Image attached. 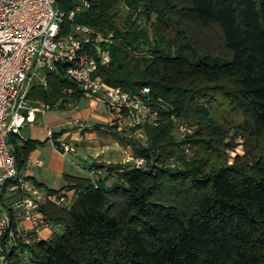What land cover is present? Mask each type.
I'll list each match as a JSON object with an SVG mask.
<instances>
[{
    "label": "trees",
    "instance_id": "1",
    "mask_svg": "<svg viewBox=\"0 0 264 264\" xmlns=\"http://www.w3.org/2000/svg\"><path fill=\"white\" fill-rule=\"evenodd\" d=\"M120 1L128 11L121 20L115 19L117 0H91L88 10L75 13L71 22L64 18L61 24L62 33L70 30L72 22L111 32L109 63H98L93 75L128 93L149 89L159 119L129 129L141 128L146 145L113 130L116 139L136 146L135 156L152 154L154 162H162L175 154L174 117L196 119L199 129L188 141L215 148L211 142L218 138H206L202 130L209 121L198 99L221 92L250 110L251 131L261 136V143L245 161L237 156L232 163L206 168V157H193L183 160L176 171L161 167L155 175L133 167L117 172L109 186L102 178L92 183L87 177L64 175L66 185L47 191L62 192L68 206L44 203L39 209L60 226V232L24 245L31 260L39 264H264V0ZM74 4V0L56 1L66 14ZM187 20L215 27L222 47L211 46L191 32ZM132 52L146 56L135 58ZM80 54L92 56L94 51L90 45ZM46 83L45 88L32 86L31 99L53 107L78 103L82 97L77 84L60 70L47 71ZM8 141L19 172L29 153L43 143L22 140L16 133H10ZM96 167L91 164L88 172ZM18 262L22 264L19 258L11 264Z\"/></svg>",
    "mask_w": 264,
    "mask_h": 264
},
{
    "label": "built area",
    "instance_id": "2",
    "mask_svg": "<svg viewBox=\"0 0 264 264\" xmlns=\"http://www.w3.org/2000/svg\"><path fill=\"white\" fill-rule=\"evenodd\" d=\"M56 1L0 0V264H11L18 258L25 260L24 264H39L31 260L24 245L60 232V226L39 209L44 203L68 206L62 192L49 193L17 170L8 141L10 133L17 134L25 124H32L37 112L52 108L42 101L28 105L26 99L33 85L46 87L47 71L60 70L77 84L83 97L119 113L125 111L133 123L158 119L147 87L132 94L109 87L100 76L93 75L98 63H109L111 32L104 34L74 22L68 32H61L64 18L71 22L75 13L90 8L91 0H74L67 14ZM90 45L94 55L80 54ZM69 105L76 107L73 102ZM73 124L80 126L77 120ZM47 134L51 136V130ZM54 147L60 154L74 152V146L63 140ZM35 164L41 161L37 159ZM134 167L147 171L143 157L135 158ZM98 174L92 168L89 179L95 183Z\"/></svg>",
    "mask_w": 264,
    "mask_h": 264
},
{
    "label": "rangeland",
    "instance_id": "3",
    "mask_svg": "<svg viewBox=\"0 0 264 264\" xmlns=\"http://www.w3.org/2000/svg\"><path fill=\"white\" fill-rule=\"evenodd\" d=\"M114 11L117 12L115 14L116 20L125 18L126 14L128 13L126 6H124V4H122L120 0H117V5ZM186 23L191 32L193 31L201 38L209 41L207 42L208 44L215 47H217L215 45L217 44L218 48L222 47L221 36L215 27L199 26L197 23L191 20H187ZM146 25L147 29L150 31L151 26L148 24ZM145 54V52L144 54L132 52L131 55L135 58H139L140 56H146ZM30 93L31 91L28 93L26 99L27 102L33 104L34 99H31ZM208 95L209 96H205L204 98L200 97L198 101L199 103H201L200 106L202 107V109L207 113L209 121L204 124V128L202 129L205 137L218 138V140H215V142L217 143L211 142L215 148H207V146H205L201 142L188 141L190 137L194 136L195 131L199 129L198 121L196 119H188L183 121L173 117L171 134L173 136L174 142H176L177 144L175 154L166 157L162 162H154L152 154H150L149 158L143 157L146 165L145 168L149 175H155V173L161 167H168L171 171H176V169L181 166L183 160H190L193 157H206V168H212L219 165L232 163L237 156L241 158V160L245 161L248 160L251 156L253 157L257 153V147L261 143L262 139L261 136H257L253 131H251L250 110L245 106L238 104L236 100L225 96L221 92H212ZM92 104L97 105L100 111L102 110V107H105L104 105L95 103L94 101L92 102ZM55 109L57 110L58 107H55ZM103 113L108 114L107 111ZM146 121L147 123H150L149 120ZM153 121L157 122L158 120L154 119ZM134 124L135 123H133V121H131L129 118L123 117L121 126L125 130H123L122 128V130L116 129V131H121V133L125 132L127 135H130L131 138L134 139V141L137 143V145H146V135L141 128L136 129L132 132L129 130ZM113 125H116V123H114ZM109 126L110 125H106L104 128H100L102 135L107 136L110 140L112 139L110 143H113V140L114 142L118 143L119 146H121L122 151L126 157L122 161L104 162L103 164L105 165V168L99 167L97 165L96 168H98L100 171H105V173L98 174L100 175V177L97 178V180L101 178L104 179V184L107 186L111 185L116 179L115 176L117 172L124 169L133 168L135 158L138 157L133 154L136 146L119 142L116 139V135H118V133L116 132L115 135H113V129L109 128ZM33 128L32 126L24 125L19 129L20 136H27L29 134L28 132H30ZM214 133L216 134L214 135ZM195 137L196 136H194V138ZM69 154L70 153H64L61 155L68 157L66 155ZM72 159L79 161V157H72ZM109 165H113L116 168L113 170H108L107 167ZM108 175L113 176V179H109ZM90 180L92 182V179ZM43 233V231H40V234ZM24 262L26 261H22V264Z\"/></svg>",
    "mask_w": 264,
    "mask_h": 264
},
{
    "label": "crops",
    "instance_id": "4",
    "mask_svg": "<svg viewBox=\"0 0 264 264\" xmlns=\"http://www.w3.org/2000/svg\"><path fill=\"white\" fill-rule=\"evenodd\" d=\"M37 101L41 102V100H34L33 104L29 102L27 104L34 105ZM92 102L82 96L76 103V107L70 106L69 102L63 105L58 103L49 110L37 112L32 124H25L34 128L28 132L27 136L22 137L18 132L20 139L37 140L43 143L29 153L25 166L20 171L23 176L46 190H57L67 184L64 175L89 178L88 168L91 164L99 166L104 162L125 159L121 146L114 140L110 143L112 139L103 136L100 130L114 123L116 125L112 128L113 130H122L123 117L119 112L106 107L105 109L102 107L100 111ZM55 107L58 109L56 110ZM106 111L108 114L103 113ZM74 120H77L80 126L73 124ZM47 130H51V136H48ZM61 140L74 146V152L66 155L68 157L61 155L54 147V142ZM72 157H79V161ZM37 159L41 161L40 165L35 164ZM108 178L113 179V176Z\"/></svg>",
    "mask_w": 264,
    "mask_h": 264
}]
</instances>
